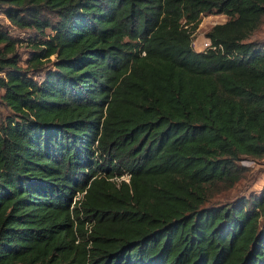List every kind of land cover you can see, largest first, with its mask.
Segmentation results:
<instances>
[{"label":"trees","instance_id":"trees-1","mask_svg":"<svg viewBox=\"0 0 264 264\" xmlns=\"http://www.w3.org/2000/svg\"><path fill=\"white\" fill-rule=\"evenodd\" d=\"M0 16V264H264V187L208 205L264 158V0Z\"/></svg>","mask_w":264,"mask_h":264},{"label":"rangeland","instance_id":"rangeland-1","mask_svg":"<svg viewBox=\"0 0 264 264\" xmlns=\"http://www.w3.org/2000/svg\"><path fill=\"white\" fill-rule=\"evenodd\" d=\"M1 17V16H0ZM2 19V18H1ZM226 20V17L222 14H209L203 15L201 22L193 36V48L199 51L202 42L204 41L205 33L216 23H222ZM5 22V21H4ZM7 23V22H6ZM13 35L19 37H27L23 32L12 30ZM249 40H264V18L260 27L248 38ZM26 44H21L20 53L26 55ZM241 165H245L248 168L245 176L228 191H224L220 194L214 195L208 205H216L226 203L235 199L241 195H249L250 193H260L264 187V158L250 159L243 158L239 162Z\"/></svg>","mask_w":264,"mask_h":264},{"label":"built area","instance_id":"built-area-1","mask_svg":"<svg viewBox=\"0 0 264 264\" xmlns=\"http://www.w3.org/2000/svg\"><path fill=\"white\" fill-rule=\"evenodd\" d=\"M193 44V43H192ZM222 49L221 45H213L209 39H206L204 37V41L202 42V45L199 48V51H207V50H217Z\"/></svg>","mask_w":264,"mask_h":264}]
</instances>
